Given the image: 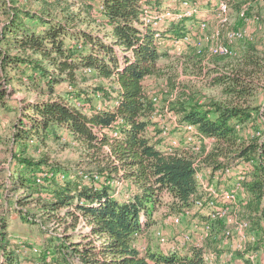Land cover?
Returning <instances> with one entry per match:
<instances>
[{"label": "trees", "instance_id": "trees-1", "mask_svg": "<svg viewBox=\"0 0 264 264\" xmlns=\"http://www.w3.org/2000/svg\"><path fill=\"white\" fill-rule=\"evenodd\" d=\"M140 1L0 0V108L8 111L18 92L41 98L20 104L13 142L24 145H19L21 152L36 151L49 139L69 137L93 153L96 162V172L72 174L44 160L17 157L16 169H11L13 188L24 190L25 198L44 195L43 210L49 214L74 207L91 225L90 233L77 241L65 233L44 235L41 246L55 263L67 262L68 254L78 264H206L203 248L193 247L184 256L149 247L140 253L137 236L144 237L157 223L153 216L159 208L166 209L160 219L192 209L200 197L194 162L218 171L252 161L243 182L246 202L237 214L257 235L251 247L256 253L264 246V52L254 42H243L239 56L207 59L212 83L222 87L225 100L192 106L172 102L170 110L182 126L192 125L197 136L212 140L210 148L202 141L195 152L175 147L165 153L158 147L161 132L144 85L146 78L163 76L158 63L169 58L154 34L182 38L190 33L187 23L195 25L198 19L153 31L140 21ZM159 4L148 0L151 7ZM91 22L108 32L91 31ZM186 57L197 66L204 61L196 49ZM84 69L91 74L81 73ZM98 79L106 84L93 82ZM80 80L90 86L82 88ZM258 93L263 98L254 103ZM245 129L252 135L241 140ZM117 183L121 189L127 184V194L115 192ZM19 213L25 224H35ZM11 224L0 214V264H19L8 232ZM211 230L220 234L224 226L212 221Z\"/></svg>", "mask_w": 264, "mask_h": 264}, {"label": "rangeland", "instance_id": "rangeland-1", "mask_svg": "<svg viewBox=\"0 0 264 264\" xmlns=\"http://www.w3.org/2000/svg\"><path fill=\"white\" fill-rule=\"evenodd\" d=\"M226 1L231 4L229 7L231 28L239 29L243 27L244 22H242L238 16L242 7H246L249 16L257 14L261 17V29H259V27L257 28L256 26V28L251 29V32L252 36L254 37V43L257 49L264 52V38L261 36L264 34V0ZM90 2H92L94 5L99 4V0H90ZM150 3H152V1ZM170 3L173 2L166 1L162 4L166 7ZM174 4L175 3L170 4L171 7L176 6ZM160 6L161 4L158 5V7ZM253 25L254 24H252L251 27H253ZM88 28L91 31L99 32L101 35L108 32V29L105 26H102L98 23L91 22ZM214 29L215 24H209V31L211 33ZM209 33L205 32L204 35L207 36ZM198 37H202V35L198 34ZM162 40L163 41L159 42L160 46L163 50H167L169 54V58L161 59L158 63L163 72V76L161 78L150 77L144 84L149 95L157 98L158 107L166 106L169 103L168 106L171 108L173 103L177 104L178 102H185L191 106L199 104L209 105L210 103H219L225 100V97L222 94V87L212 83V76H214V72L211 63H209L210 61L204 60L200 66H197L194 62L189 61L186 57L189 55L192 56V54H194L195 47L193 45H184L180 48H174L171 44L170 38H164ZM207 47L208 46H206L205 42L203 41L201 48L206 50ZM243 47V42H237L232 46L235 56L240 55ZM98 83L106 84V81L101 79L98 81ZM79 85L82 88L90 86L89 83L84 85L81 80L79 81ZM64 86L65 85H62V87ZM37 97L38 96L35 94L18 92L10 98L8 102L10 109L8 111L0 108V214L4 215L5 213L6 217L9 218V222L12 223L8 232L9 235L11 234L10 238L13 240L11 246L14 250L17 249L15 241H24L33 245H42L41 240L45 237V234L65 233L70 236L71 239L73 236H76L73 237V240L75 241L80 240L82 236L85 235H77L72 232L78 224L79 218L85 219L82 214L74 207L64 208L55 213L49 214L43 210V204L46 199L44 195H33L25 198L23 197L24 190L16 192V188H13L14 181L13 184L11 183V169L12 167L16 169L17 157L22 158L24 156L34 160H44L46 164L48 163L49 165L59 168L58 171H73L72 174L75 173L76 170H82L86 173L96 172L95 158L92 157L93 153H87L80 144L71 141L69 137L59 140L49 139L44 144L38 145L36 151L27 148L21 152L19 145H21V147L24 145L21 143L15 144L13 142L15 125L19 119L20 108H22L20 104L36 99ZM171 98L173 103L168 102V100ZM262 98V93H258V96L253 102L259 103ZM175 130L171 129L169 135H174L176 132ZM250 130L251 129H245L244 131H241L239 133L240 139L244 140L249 138L252 135ZM184 135L185 137L188 136L186 133L182 134V137ZM125 188L128 189L127 184L126 186H123L122 189L121 187L119 189L115 188V192L121 190L120 195L127 194V190ZM162 210L163 209H161V211ZM237 211L240 213V210ZM19 212L26 213L33 219L35 224H30V226L29 224H25L19 219ZM164 212H166V209H164ZM164 212H161L160 215H162ZM234 212L236 213L234 210L231 211V216L232 214H235ZM155 217L158 218L157 220H159V224H155L154 227L149 229L148 234H144V241L146 242V245H148V247L153 250H155L156 247L160 248L159 241L155 237L156 231H161L167 240H170V236L171 238L174 236H179L180 231L178 228H172L168 223L165 224L164 221H166L165 219L167 217H161V220L158 215ZM238 218H241L240 214ZM228 229H232V227H228ZM49 237L51 236L49 235ZM95 243L98 245L100 244V241L96 240ZM251 247L252 246L246 244L244 252L233 251V254H235L234 259H229V251L221 252L214 249L213 245L209 248H211V251L217 256L225 255L226 257L222 258L224 259L225 264H258L256 257L252 261L248 258L250 253H254V255L256 254L255 250ZM67 256L68 263L76 264L77 261L74 256H70L68 254ZM234 260L237 261L235 262ZM61 262L64 261L59 259L58 262L54 263L58 264Z\"/></svg>", "mask_w": 264, "mask_h": 264}, {"label": "built area", "instance_id": "built-area-1", "mask_svg": "<svg viewBox=\"0 0 264 264\" xmlns=\"http://www.w3.org/2000/svg\"><path fill=\"white\" fill-rule=\"evenodd\" d=\"M161 3L173 2L175 3L171 7L170 3L168 6L161 4L159 8H154L148 5L147 0H141L139 4L142 7V13L140 15V21L144 27H148L155 31L159 27L172 22H178L182 19L198 18L201 13L207 14L210 12L214 20L215 29L213 32L205 36V32L209 30L210 21L208 18L200 19L197 22V29L186 34L182 38L171 39V44L174 48H180L181 46L193 45L196 49L197 54L204 57L207 60L212 56L220 57H233L235 52L232 46L237 42H254V37L252 36L251 29L257 28L261 29V17L257 14L251 16L248 15L246 7H242L239 11V18L244 25L242 28L234 29L230 27V8L226 0H157ZM210 1V10L207 12H202L201 4ZM177 2V3H176ZM101 9V6L99 7ZM253 25V27H251ZM198 34L202 37H198ZM264 38V34L261 35ZM203 38V40H202ZM154 40L157 42L163 41L158 33L154 34ZM205 42L207 49L201 48L202 42ZM204 50V51H203ZM84 75L91 74L90 69H84L82 71ZM151 100L154 103L155 110L153 113V120L157 124V128L161 131V136L164 142H167V147L165 148V153H171L172 149L178 147L182 143L186 149L191 148L194 152L198 150L199 145L203 141L206 145V149L210 148L212 140L204 139L197 136L195 133V127L192 125L180 124L178 117L170 110L168 104L163 107L157 106V98L151 96ZM172 98L168 102H172ZM79 107V104H75ZM180 128L182 131L186 132V136L183 142H180L178 138H172L169 132ZM256 137H260V132L255 133ZM168 140V141H166ZM253 162H239L230 168L225 170L212 171L210 173H215L218 180L224 179L227 187H220L219 185H214L212 182H202L201 176L198 172L199 162H194L196 170V181L198 184V194L200 197L193 200L192 209L186 210L178 215H170L164 221L165 224L168 223L171 226L181 225L183 220L192 219L194 233L182 232L179 234L177 240L174 242L168 241L161 231L155 232V237L159 241V244L167 245L169 243L168 253H175L179 256H184L186 254H181L190 247V245L195 248H203L202 243L210 239L214 249L221 252L229 251V259H234L235 254L233 251H245L246 244L253 246L257 242V235L250 231V224L244 219H239L237 214V208L240 204L244 205L246 202V193L243 188V182L246 180L247 175L253 169ZM40 183V180H37ZM117 188H120V184H116ZM236 211L232 214L231 211ZM205 213L209 218L208 222H198L196 219V214ZM220 221L224 226V231L220 234L214 233L211 230V222ZM232 227V229H228ZM91 231V225L86 219L79 218L78 224L73 229V233L89 234ZM193 234H198L194 236ZM141 244H135L136 248L140 253H144L147 245L144 241V237L138 235ZM143 242V243H142ZM28 244V246H27ZM17 249L15 250L18 255L19 264H55L50 251L44 250L41 245H33L31 243H26L24 241H15ZM204 250V248H203ZM208 249L204 251L203 257L206 264H225L223 257L225 255L217 256L215 253ZM188 254V253H187ZM223 254V253H222ZM251 261L255 258L254 253H250L248 257ZM34 259V261H32ZM58 264H70L68 262H61ZM76 264H78L76 262Z\"/></svg>", "mask_w": 264, "mask_h": 264}, {"label": "crops", "instance_id": "crops-1", "mask_svg": "<svg viewBox=\"0 0 264 264\" xmlns=\"http://www.w3.org/2000/svg\"><path fill=\"white\" fill-rule=\"evenodd\" d=\"M210 3V1H207V2H205L204 4H201V10H202V12H208L209 10H210V6H209V3ZM208 18L209 19V21H210V24L211 25H214V20H213V18H212V14H210V12H208L207 14H204V13H201V15L197 18L198 20H197V22L200 20V19H203V18ZM197 22H196V24L195 25H192L191 26V24H187V27L189 28V30H191V29H193V31L194 30H196L197 29ZM206 32H210L209 30H207ZM150 78V77H149ZM147 79L148 78H146L145 80H144V84L146 83V81H147ZM101 79H98V80H94L93 82L94 83H98V81H100ZM93 82H91V83H93ZM150 131H151V129H149V133H150ZM180 131V132H179ZM179 131H176L175 133H177V134H175L174 133V135H171V137L172 138H178V140L180 141V142H183V140H184V138H185V135L182 137V134H186V132H184V131H182V130H179ZM63 132L64 133H66V131L65 130H63ZM152 132V131H151ZM159 138H162V136L161 135H159ZM166 141H168V140H166ZM167 142H164L163 141V138H162V141L159 143V148L162 150V151H164L165 152V148L167 147ZM178 148H180V149H183V150H185L186 149V147L182 144V143H180L179 144V146H178ZM211 168H208V167H205V166H201V167H199L198 168V172H199V174H200V176H201V183L202 182H212V183H214V185H219L220 187H227V184L224 182V179H220V180H218V178H217V175L215 174V173H210L209 172V170H210ZM121 191V190H120ZM120 191H118L117 192V194L119 195V193H120ZM161 209H163V208H161ZM161 209L159 208V210H158V212H156L155 214H154V216H153V218L156 220V225H158L159 224V220H157L158 218H156L155 216L156 215H160V213L161 212H164V209L161 211ZM194 219H196L198 222H200V223H202V222H207L206 220H204V219H208V217L206 216V214L205 213H198V214H196V217L194 218ZM161 220V219H160ZM192 223H194V220H192V219H185V220H183V222H182V224L181 225H178V226H171L172 228H178V230H180L179 231V234L180 233H182V232H189V233H194V229H193V226H192ZM154 227V226H153ZM74 235V234H73ZM195 237L196 236H198V234H193ZM74 237H76V236H74ZM144 239V238H143ZM169 239L170 240H168V241H170V242H174L175 240H177L178 239V236H174L173 238H171V236L169 237ZM174 241H173V240ZM141 241H143V240H140V239H138L137 241H136V243L137 244H141ZM211 241L212 240H210V239H207V240H205L203 243H202V245H203V248H204V251H206V250H208V249H210L209 247L210 246H212V244H211ZM143 243V242H142ZM159 246H160V248H157L156 247V250L157 251H159V252H162V253H168L167 252V250H168V247H169V243L167 244V245H160L159 244ZM147 247H148V245H147ZM194 246H192V245H190V247L189 248H187L186 250H184V252H182L181 254H187V253H189V251H190V249L191 248H193ZM255 257L257 258V263L258 264H264V246L261 248H259L258 249V251L256 252V254H255ZM32 261H34V259H32ZM235 262L237 261V260H234Z\"/></svg>", "mask_w": 264, "mask_h": 264}]
</instances>
